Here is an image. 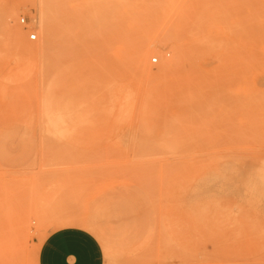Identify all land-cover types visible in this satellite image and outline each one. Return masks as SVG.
<instances>
[{
    "label": "rangeland",
    "instance_id": "1",
    "mask_svg": "<svg viewBox=\"0 0 264 264\" xmlns=\"http://www.w3.org/2000/svg\"><path fill=\"white\" fill-rule=\"evenodd\" d=\"M191 63L216 85L209 114L177 105ZM225 91H264L263 1L0 0V220L17 264L64 216L94 220L102 264H264V107L230 118ZM196 166L223 178L196 185Z\"/></svg>",
    "mask_w": 264,
    "mask_h": 264
},
{
    "label": "bare ground",
    "instance_id": "2",
    "mask_svg": "<svg viewBox=\"0 0 264 264\" xmlns=\"http://www.w3.org/2000/svg\"><path fill=\"white\" fill-rule=\"evenodd\" d=\"M142 1H146V0H135V2L138 3ZM258 1L264 2V0H258ZM20 23H23V19H20ZM58 31L60 32V37H61L62 36L61 33H63V31L61 30L60 26ZM79 31L83 33H87V28L85 26H82L81 28H79ZM13 35L17 37H22V33L19 31V29H15ZM45 35L48 38L47 40H50V35H51L50 29L46 30ZM67 41L69 42V47L73 49L70 51H75L78 47L77 41L72 39H67ZM47 45L48 44H46V46ZM32 49L35 51L34 48ZM37 49H41V48H37ZM150 49H151L150 45L145 43L139 48L133 50L132 52V62L133 64H135V66L138 69L141 70L142 73L146 72L145 71L146 69L143 65V59L148 54ZM85 52L92 53V47L91 46L87 47ZM174 54H176L175 58L179 60L181 63V61H183L185 58H188V61L192 60V58L197 54V52H194L190 49L189 51H184L183 53L181 49L180 50L177 49ZM175 58L166 62V65L168 67H172L177 61ZM206 78L207 77L204 75V73H202L201 75L199 71L194 67L193 63H191L189 65V70L184 75V77L181 80L173 83V85L175 86V91L178 96L177 105L180 110H187L189 112H193L196 111L197 109L201 112V114H209L213 108L215 109L217 107V102L212 97V95L210 98H208L205 101H202L201 99V97L206 96L207 93L210 92V90H213L214 87L216 86L214 85V83H212L210 80ZM225 96L228 97L226 99L227 101H226L225 109H226V113L229 115L228 117L230 118H234L236 117V115H238V112L242 109L240 106L243 104V102L248 104V106L251 108L252 113L261 112L262 108L264 107V91L253 93L246 100H243L242 98H239L238 95H236L235 93H230L228 91H225ZM196 167L198 168L194 169V172L198 174H196L195 178H193V182L196 183V185H199V183L205 184L209 181L223 178V175H219L215 171H213L211 173L212 176L209 177L207 175L206 166H196ZM259 180L264 182L262 178H260ZM117 216H119V214H105V217L108 219L115 218ZM40 218L43 223H45L48 220V218L45 217H40ZM46 225L50 227V230L49 232H47V234H45V236H43L41 239L38 240V243L36 245V257H37L38 248L40 246V243L43 241V239L48 234L62 228H67V227L77 228L87 232L100 243H103L104 241L101 231L94 223V220L90 217L64 216L58 219L54 218L51 224H46ZM261 234L262 233H260V235ZM19 246L20 244L17 238V228L15 227V225H12L9 220H6L5 218L1 219L0 220V257L5 264H17V261L19 260L18 257V253L20 251ZM36 257L34 260L35 264H36Z\"/></svg>",
    "mask_w": 264,
    "mask_h": 264
},
{
    "label": "crops",
    "instance_id": "3",
    "mask_svg": "<svg viewBox=\"0 0 264 264\" xmlns=\"http://www.w3.org/2000/svg\"><path fill=\"white\" fill-rule=\"evenodd\" d=\"M36 264H102V253L90 234L67 227L43 239L37 251Z\"/></svg>",
    "mask_w": 264,
    "mask_h": 264
},
{
    "label": "built area",
    "instance_id": "4",
    "mask_svg": "<svg viewBox=\"0 0 264 264\" xmlns=\"http://www.w3.org/2000/svg\"><path fill=\"white\" fill-rule=\"evenodd\" d=\"M35 36L34 35H30L29 36V40H34Z\"/></svg>",
    "mask_w": 264,
    "mask_h": 264
}]
</instances>
